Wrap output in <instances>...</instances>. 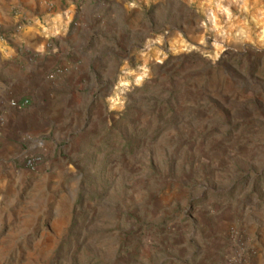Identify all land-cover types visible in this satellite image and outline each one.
I'll use <instances>...</instances> for the list:
<instances>
[{
    "label": "rangeland",
    "instance_id": "obj_1",
    "mask_svg": "<svg viewBox=\"0 0 264 264\" xmlns=\"http://www.w3.org/2000/svg\"><path fill=\"white\" fill-rule=\"evenodd\" d=\"M72 1L102 20L96 127L56 150L68 188L46 195L25 171L16 203L42 220L16 212L0 264H249L264 246V0ZM44 4L0 0V59ZM87 18L67 44H83ZM61 198L71 218L57 227Z\"/></svg>",
    "mask_w": 264,
    "mask_h": 264
},
{
    "label": "crops",
    "instance_id": "obj_2",
    "mask_svg": "<svg viewBox=\"0 0 264 264\" xmlns=\"http://www.w3.org/2000/svg\"><path fill=\"white\" fill-rule=\"evenodd\" d=\"M53 3V8L44 4L39 12L27 15L30 23L23 30L21 42L2 45L0 242L3 244L16 242V212L20 213L18 220H42L41 206L16 203L26 173L40 178L46 195L57 187L68 188L73 180L68 167L72 165L63 162L56 150L64 142H72L80 149L96 127L95 123L87 122L89 111L85 99L94 101L95 93L89 88L101 81V52L91 41V35L98 31L102 20L87 7L76 10L72 0H53ZM81 15L93 20L86 28L89 36L80 46L67 44L66 38L74 32ZM22 96L31 97L29 107L22 110L10 107V100ZM27 149L43 155L47 165L39 171L16 167L14 160ZM53 210L54 226L66 225L71 212L64 198L57 201ZM256 253L249 264H264V246H256Z\"/></svg>",
    "mask_w": 264,
    "mask_h": 264
},
{
    "label": "built area",
    "instance_id": "obj_3",
    "mask_svg": "<svg viewBox=\"0 0 264 264\" xmlns=\"http://www.w3.org/2000/svg\"><path fill=\"white\" fill-rule=\"evenodd\" d=\"M31 104L30 96H22L20 98L12 99L9 102L10 107L15 110H22L29 107ZM4 120V112L0 104V125ZM14 164L18 168L26 169L29 171H39L41 168L47 165V162L43 155L33 151L32 149H27L21 156L14 160Z\"/></svg>",
    "mask_w": 264,
    "mask_h": 264
}]
</instances>
